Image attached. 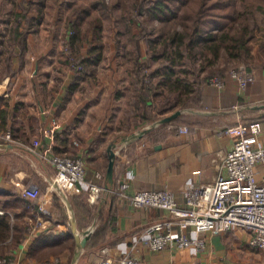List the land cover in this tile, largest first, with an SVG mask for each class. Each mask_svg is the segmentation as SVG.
<instances>
[{
    "label": "crops",
    "instance_id": "1",
    "mask_svg": "<svg viewBox=\"0 0 264 264\" xmlns=\"http://www.w3.org/2000/svg\"><path fill=\"white\" fill-rule=\"evenodd\" d=\"M56 37L44 27L30 31L23 52L15 47L6 60L12 73L0 76V129L9 130L21 141L19 146L0 147V190L15 192L24 198L21 190L38 184L43 194L41 203L48 209L43 224L36 222V211L22 215L20 219L28 223L24 240L14 248H5L0 257L7 254L19 264H41L53 256L44 260L29 257L27 253L33 241L37 238L54 241L72 233L70 211L51 183L53 154L79 156L84 160L86 178L81 188L89 209L92 205L86 200L87 185L96 182L104 188L111 143H116L115 150L125 152L117 151L112 190L126 179L131 193L139 189H168L177 196L179 205L184 206L185 189L209 183L223 172L222 157L232 147L233 138L218 135V129L248 120L259 121L261 132L257 144L264 145V108L256 107L264 104V67L256 64L264 61L259 48L257 51L254 46L252 50L255 61L249 65L255 78L245 92L241 93L227 76L223 89L204 87L201 108L186 109L189 113L183 115L181 123L168 127L167 131L171 128L175 132L170 131L172 134L163 142H151L148 132L141 138L123 141V137L133 133H124L126 128L118 124L130 82L116 78V60H107L109 67L105 68V74L109 76L104 82L93 74L63 75L64 49ZM222 64L224 61L216 63ZM121 119L125 121L124 117ZM181 125L188 128L186 133L179 132ZM263 176L264 164L256 165V179L261 182ZM112 190H104L88 214L79 201H72L73 195L67 196L77 231L92 227L93 233L105 222L113 201L117 210L119 236L108 234V240L99 247L86 245L76 264H95L104 248L108 249L106 254L113 264H118L123 256L139 259L144 264H264V250L250 246L251 231L240 227L218 235L203 233L205 247L202 249L151 250L143 243V229L168 213L157 207H134L114 198ZM54 195L59 197L62 208L55 205ZM29 201L38 206L37 201ZM58 250L55 255L60 260L58 264H67L70 249Z\"/></svg>",
    "mask_w": 264,
    "mask_h": 264
},
{
    "label": "trees",
    "instance_id": "2",
    "mask_svg": "<svg viewBox=\"0 0 264 264\" xmlns=\"http://www.w3.org/2000/svg\"><path fill=\"white\" fill-rule=\"evenodd\" d=\"M130 7L132 18L143 16L148 21H154L159 24H168L176 28L164 35L159 43V47H154L150 51L151 61L159 60V68L148 73V76L143 73V68L146 67V62L135 60V66L131 75V87L133 96V119L138 123H148L156 118L152 112L153 106L151 102L158 92H163L166 89L169 93H175L178 97L191 96V94L198 90L195 94L197 100L195 108L200 105L197 102L199 97L202 98V93L199 92L201 87H196L198 76L201 75L202 79L207 78L214 74L219 76H227L229 72V64L232 62L237 68H243L250 71V63L255 61V56L252 53L255 40L256 31H264L262 25L264 24V17L258 19L256 14L259 8H252L254 3L248 0H134ZM264 2V0H263ZM264 12V7H260ZM89 11H85L88 13ZM131 24V23H130ZM180 26V28L178 27ZM72 36L69 44L75 41L76 37L82 38V35H77L76 25H72ZM92 27H95L93 33L96 38L97 33L101 30V24L96 20ZM91 27V29H92ZM19 28V29H18ZM15 29L17 46L21 52L24 50L22 46L24 42L25 32L23 28L18 25ZM259 50L264 55V39L260 40ZM101 46H92L89 49L90 58L77 61L79 70H85L86 73L92 74V70L97 62L102 59ZM72 48V47H71ZM97 50V51H96ZM95 52V53H94ZM73 57V53L71 52ZM224 56L227 63L223 65H216L221 56ZM10 58V57H9ZM185 60L190 67H184ZM7 62V61H6ZM258 66L264 67L262 63L256 62ZM6 72L11 74V66L6 65ZM89 68H92L90 71ZM80 76V73H75ZM189 74H192L195 79L191 84ZM158 76L159 79L154 81L153 86L149 85L152 78ZM75 82L71 85L73 87ZM207 85V84H206ZM167 97V98H166ZM163 99L167 106L165 109L172 110L177 106V99L173 102L169 101V95ZM195 97V98H196ZM200 98V101H201ZM192 98L189 97V100ZM153 103V102H152ZM162 108V107H161ZM248 120L244 123H250ZM254 121V120H253ZM181 122L178 117L170 122L160 124L159 129H168L170 125ZM3 123V122H2ZM133 126V127H134ZM140 126H136L137 129ZM159 129L150 130L147 133L148 139L151 142H163L173 131H164L161 137L157 134ZM114 182H115V176ZM85 195H73L72 201L80 202L85 212L90 213L96 206L92 205L91 208L87 206ZM115 198V196H114ZM114 200V199H113ZM54 203L56 206L62 208V203L57 195H54ZM38 206L31 203L29 200L22 198L15 192H5L0 190V254L4 253V249H10L18 246L25 237L28 231V223L23 222L20 217L22 215H29L32 211H37ZM117 210L115 201L112 202L111 210L108 212L105 222L98 225L92 233L87 245L90 248L99 247L108 240V234L113 233L119 236V231L116 225ZM62 220H66L62 216ZM75 241L71 232L66 233L60 239L49 241L48 239L37 238L29 246L28 256L36 257L39 260H44L48 256L57 257L58 249H70L71 255L68 263L71 260ZM7 255V254H5ZM3 255V256H5ZM49 259V260H50ZM45 261V260H44Z\"/></svg>",
    "mask_w": 264,
    "mask_h": 264
},
{
    "label": "built area",
    "instance_id": "3",
    "mask_svg": "<svg viewBox=\"0 0 264 264\" xmlns=\"http://www.w3.org/2000/svg\"><path fill=\"white\" fill-rule=\"evenodd\" d=\"M228 75L241 93L246 91L255 78L252 71L243 68H232ZM208 84L223 89L225 79L213 76L208 79ZM178 130L186 133L188 128L180 126ZM216 132L233 138L232 147L222 157L223 172L209 183L185 189L184 206L179 205L177 196L168 189H139L131 193L130 183L126 179L112 190L117 199L134 207H157L168 213L167 217L159 218L143 229V243L149 249H202L205 247V241L201 238L203 233L218 235L240 227L251 231L250 246L264 250V176L261 182L255 177L256 165L264 164V145L257 144L261 124L259 121H251L226 125ZM0 138L11 141V132L1 130ZM50 162L54 170L51 177L53 190L66 196L82 194L81 183L86 178L84 160L79 156L53 154ZM103 191V186L89 182L86 198L88 203L97 202ZM21 195L38 202L34 217L36 222L43 224V217L48 209L41 203L43 194L40 186L30 184L21 190ZM175 227L178 228L177 231L174 230ZM107 251V248L102 249V257L95 264H113ZM50 260L41 264H58L60 261L57 257ZM0 264H19V261L5 255L0 257ZM118 264L144 263L139 259L123 256Z\"/></svg>",
    "mask_w": 264,
    "mask_h": 264
},
{
    "label": "rangeland",
    "instance_id": "4",
    "mask_svg": "<svg viewBox=\"0 0 264 264\" xmlns=\"http://www.w3.org/2000/svg\"><path fill=\"white\" fill-rule=\"evenodd\" d=\"M133 1L134 0H0V76L9 74L6 72L7 66L5 63L14 52L15 47H18V41L15 37V34L17 33L15 32V29L18 28V25L19 27L21 26L23 32H25L24 42L22 44L24 49L28 33L40 27H44L47 28V30L49 29L53 36L57 35L56 39L58 42L60 41V48L61 45L63 46L64 50L62 55L64 58H61L64 64L62 71L63 75L69 72L72 74L78 72L80 73V76L88 75L84 69L77 71L79 70V63L77 61H80L81 58L88 59L91 57L89 52L91 45L95 47L103 45L101 46L102 59L95 64L93 70L92 68H89V70H92L94 78H98L103 82L107 80L109 76L108 73L105 74V68L109 67L106 65L108 62L107 60H116V78H120L124 83L130 82L122 107L121 117H124L125 121H123L120 116L119 120L117 119L119 121L118 124H121L123 128H126L124 133H127V131L129 133L135 132L134 130L137 129L140 130L176 110H181L183 112L178 116L179 120L182 119L183 115L189 113L186 109L195 108V102L193 100H197L195 93L198 90H195L191 96L188 95L187 97L183 95L178 97L175 93H169L166 89H164L163 92H158V95L150 101L153 106L152 112L155 113L156 118L145 124L138 123L136 126L140 127L137 129H135L136 126L133 125L138 122L133 119V96L131 87V75L135 66V60L138 58L141 59L140 61L146 62V67L143 68V73L146 77L148 76V73L159 68V60H149L152 53L150 50L154 47H159V43L164 35L176 28L175 26H169L168 24L162 25L154 21H148L143 16L132 18L130 7L134 3ZM248 2L254 3L252 8H256V10L259 8L256 12L259 17L258 19L263 18L264 12L260 8L264 7L263 0H248ZM86 10L89 12L85 13ZM96 20L101 24V30L99 34L97 33L95 38L93 35L95 27L93 28L92 24ZM72 25H76L77 35L79 34L83 37H76L73 45L71 43L72 48L70 45L69 48H67L66 45L69 44L72 36ZM178 27L180 28V26ZM262 29L264 30V24L262 25ZM255 37L253 45L258 51L261 43L260 40L264 39V31L257 30ZM71 52L73 53V57L71 56ZM219 61L227 63V60L223 55L220 57ZM98 63L99 66H96ZM228 64L230 69L237 68L232 62ZM184 67H190L187 60H185ZM213 76H219V74H214L210 77ZM227 76L229 77L228 73ZM227 76L220 77L224 78L226 81ZM158 79L159 77L155 76L151 79L149 85L153 86L154 81H157ZM189 79L192 84L195 77L192 74H189ZM197 79L198 80H196V83H193V85L195 86V89H197L196 87H201L199 92H203L205 86H210L206 81L207 78L202 79V76L199 75ZM95 84L97 83L95 82ZM166 95H169L168 102H173L177 99V106L172 110L163 108L167 106V103L165 104V102H163ZM189 97L192 99L189 100ZM200 98L201 97H199V100L197 101L199 102V105L201 104ZM115 122L117 124V121H114L113 124H115ZM159 126L160 124L153 129H159ZM1 130L2 129H0V131ZM172 130L175 132V129L170 128V131ZM164 131L166 132L167 129L164 128L157 131L159 137H161V134H163ZM11 138V141L0 138V147L12 148L21 142L14 137L12 132ZM117 151H120V154L125 153L120 149H116V157L118 155ZM96 204L97 202L91 205Z\"/></svg>",
    "mask_w": 264,
    "mask_h": 264
},
{
    "label": "water",
    "instance_id": "5",
    "mask_svg": "<svg viewBox=\"0 0 264 264\" xmlns=\"http://www.w3.org/2000/svg\"><path fill=\"white\" fill-rule=\"evenodd\" d=\"M256 107L263 109L264 104L257 105ZM181 113H182L181 110H176L173 113H171L167 116H164L161 119L153 122L152 124L123 137V141H130L132 139L141 138L144 134L149 132L154 127L158 126L159 124L170 122L174 118L181 115ZM115 147H116V143H111V145L108 147V165H107V169H106V173H105V185H104V190H106V191H111L113 188V185H114L113 174H114V164H115V158H116ZM60 195H61L62 199L64 200L65 204L67 205V207L70 211V214H71V222L70 223H71V231L73 233L74 240H75V251L72 255L70 264H76L82 250L86 247L87 242L92 235L93 229H92V227H89L84 231H77L76 221H75L73 209L71 207V203H70L68 197L64 193L60 192Z\"/></svg>",
    "mask_w": 264,
    "mask_h": 264
},
{
    "label": "bare ground",
    "instance_id": "6",
    "mask_svg": "<svg viewBox=\"0 0 264 264\" xmlns=\"http://www.w3.org/2000/svg\"><path fill=\"white\" fill-rule=\"evenodd\" d=\"M47 2V1H46ZM46 6V5H45ZM44 11H45V9H44Z\"/></svg>",
    "mask_w": 264,
    "mask_h": 264
}]
</instances>
